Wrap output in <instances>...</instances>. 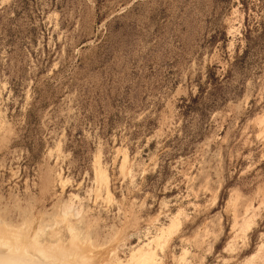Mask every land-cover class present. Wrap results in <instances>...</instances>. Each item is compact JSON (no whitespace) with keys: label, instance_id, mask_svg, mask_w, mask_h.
Masks as SVG:
<instances>
[{"label":"rangeland","instance_id":"rangeland-1","mask_svg":"<svg viewBox=\"0 0 264 264\" xmlns=\"http://www.w3.org/2000/svg\"><path fill=\"white\" fill-rule=\"evenodd\" d=\"M146 252L264 264V0H0V264Z\"/></svg>","mask_w":264,"mask_h":264},{"label":"bare ground","instance_id":"bare-ground-1","mask_svg":"<svg viewBox=\"0 0 264 264\" xmlns=\"http://www.w3.org/2000/svg\"><path fill=\"white\" fill-rule=\"evenodd\" d=\"M158 240H159V238H156V239H154L152 242L153 243H156L157 244V242H158ZM158 246V245H157ZM46 247V246H45ZM75 249V248H74ZM136 251H139L138 249L136 250ZM140 252V251H139ZM152 252V251H151ZM135 253V252H134ZM138 252H136V254H137ZM142 253V252H141ZM141 253H139V255L141 254ZM139 255H137V257L139 256ZM49 256H52V255H49ZM153 256H154V254H151L150 252L149 253H145V254H141L140 255V257L138 258L139 259V261H137V263L136 264H154L153 262ZM131 258V257H130ZM133 258V257H132ZM132 258H131V260H132ZM135 260V259H134ZM130 262V261H129ZM135 262V261H134ZM156 263V262H155Z\"/></svg>","mask_w":264,"mask_h":264}]
</instances>
